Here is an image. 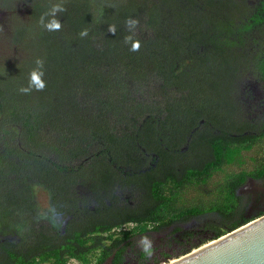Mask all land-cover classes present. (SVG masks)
Here are the masks:
<instances>
[{
    "label": "trees",
    "instance_id": "16d2710c",
    "mask_svg": "<svg viewBox=\"0 0 264 264\" xmlns=\"http://www.w3.org/2000/svg\"><path fill=\"white\" fill-rule=\"evenodd\" d=\"M56 4L65 9L55 15L61 28L49 30L53 17L45 14ZM197 6L189 0H0L11 31L0 54V230L29 229L47 213L39 207L37 188L60 207L71 185L92 179L95 166H130L138 173L157 164L155 154L169 165L202 118L216 126L211 169L241 165L244 151L264 144V119L243 116L238 104L245 103L246 75L264 82V0H205ZM129 18L139 21L134 32L141 47L135 52L124 40ZM84 30L88 35L81 37ZM38 58L46 87L23 93ZM255 161L253 169L229 174L221 185L224 196L209 204L179 203L181 188L206 180L197 169L178 165L148 177L153 201L142 212L146 218L128 210L115 223L132 220L138 223L134 229L118 235L108 218L80 225L74 218L64 234H44L20 248L1 243L0 264H92L95 257V264H103L114 252L112 264H122L121 243L147 230L150 221L161 223L172 213L169 222L205 212L218 216L205 225L209 237L193 236L198 242L191 247H197L250 220L239 218L243 206L235 190L248 176L264 174V154ZM161 182L174 183L177 192L166 194Z\"/></svg>",
    "mask_w": 264,
    "mask_h": 264
},
{
    "label": "flooded vegetation",
    "instance_id": "af4514ba",
    "mask_svg": "<svg viewBox=\"0 0 264 264\" xmlns=\"http://www.w3.org/2000/svg\"><path fill=\"white\" fill-rule=\"evenodd\" d=\"M259 1L261 0H251L254 3ZM204 2L205 0H189L190 4L196 6H203ZM241 97L245 102L238 103L242 107L241 114L254 122L263 120L264 82L255 78L251 73L246 75L241 83ZM240 118H237L239 120L237 125H240ZM215 128L216 126L211 121H207L206 118L200 119L197 126L192 130L196 132L195 136L189 137L178 151L170 155L169 165L163 162V158L161 160L159 154H155L157 164L150 163L149 166H143L142 169H137L138 173H131L135 171L130 166L113 165L106 170L95 166L91 173V180H79L74 186L71 185L66 194L68 197L63 200L64 202L60 207L52 205L50 200L48 208H46L47 213L34 218L35 220L31 221V228L21 231L1 229L0 244L9 242L16 248H20L28 240L30 244L38 242L41 235L44 236V234L48 238L58 233L64 234L67 224L74 218L76 219L72 223L75 225H80L95 219V217L108 218L110 223L114 225L111 231L118 235L132 230L137 226V222L129 220V222L121 225L115 223L119 218L124 219L129 213L128 210H138L142 216L141 219H145L146 216L142 212L146 211L147 206L153 201L151 198L152 190L149 189L146 179L153 175L161 177L165 172H174L178 165L188 168V170L197 169L200 172L198 177L206 179L205 181L191 182L181 188L179 190L180 205L209 204L222 199L225 191L221 190V185L225 182L226 177L229 174L240 172L241 169L225 174L224 179L214 187L208 186L226 168L236 165L233 163L224 165L221 169H211L207 164L212 153L210 133L215 131ZM146 155L150 157L149 154ZM144 160L147 158L144 157ZM208 171H212L210 176H208ZM161 184L166 185L164 188L166 194L177 192L174 183L161 182ZM190 191H193L194 194L190 195ZM235 195L237 202L243 206V212L239 218L242 220L251 219L263 214L264 174L256 177L248 176L242 184L236 187ZM68 208L73 210L72 213L66 212ZM213 213L217 212L213 211ZM210 214V212H205L193 215L188 219L175 218L174 221L169 222L168 220L175 215L172 213L166 215L161 223L150 221L147 230L137 232L121 243L120 247L124 248L122 264H163L169 262L171 260L168 258L169 254L178 247L191 245L192 241L195 240L193 236L202 235L204 230L207 231L205 233H208L205 226L207 220L215 219L210 218ZM189 220H191L190 224L187 223ZM35 223L38 227H34ZM20 232L27 233L26 239L22 238ZM114 256L115 252L112 254L113 258Z\"/></svg>",
    "mask_w": 264,
    "mask_h": 264
},
{
    "label": "water",
    "instance_id": "95a60500",
    "mask_svg": "<svg viewBox=\"0 0 264 264\" xmlns=\"http://www.w3.org/2000/svg\"><path fill=\"white\" fill-rule=\"evenodd\" d=\"M163 264H264V213Z\"/></svg>",
    "mask_w": 264,
    "mask_h": 264
},
{
    "label": "rangeland",
    "instance_id": "374dc122",
    "mask_svg": "<svg viewBox=\"0 0 264 264\" xmlns=\"http://www.w3.org/2000/svg\"><path fill=\"white\" fill-rule=\"evenodd\" d=\"M17 6L22 8V5L20 3H17ZM20 17H22L23 20H30V17L28 15L27 12H22ZM8 18H9V14L7 12H5V10L3 8L0 9V54L4 55L6 50H3V43L7 40L8 37H10L11 31L8 30L9 28V24L7 25L6 23L8 22ZM8 47V44H5ZM261 154H264V144L263 143H259L255 146V148L249 150V151H244L243 152V164H236L233 165L232 167H228L225 169L224 172H221L219 175H217L214 178V182L211 181V183L208 185L209 187H214L218 182H221L224 179L225 174L234 171V170H238V169H247V170H251L254 168V165L256 164L255 158L259 157ZM261 183V182H260ZM37 200L39 202V207L41 209H45V212H47L48 205H49V199H48V194L46 191L42 190L41 188H37ZM190 195H193L194 192L190 191L189 193ZM256 216V215H255ZM259 216V215H258ZM216 215H211L210 218H216ZM208 221V220H207ZM188 224L191 223V220H189L187 222ZM209 233H203L202 235H200L202 238L203 237H209ZM199 236V237H200ZM196 243L198 242V239H195L192 241V243ZM192 245H186V246H180L178 247L173 253L169 254L168 258L171 259L170 261H172L173 259L189 252L190 250H192L195 247H191ZM185 249H188L187 252L184 251ZM96 261V257L93 258L92 264H95ZM113 263V257L110 256L103 264H112ZM69 264H80L76 259H72L70 261Z\"/></svg>",
    "mask_w": 264,
    "mask_h": 264
},
{
    "label": "clouds",
    "instance_id": "9594fccd",
    "mask_svg": "<svg viewBox=\"0 0 264 264\" xmlns=\"http://www.w3.org/2000/svg\"><path fill=\"white\" fill-rule=\"evenodd\" d=\"M65 11L64 7L61 6L60 4H56L52 7L50 10V13H46L45 15H51L53 19L49 23H47L46 27L49 30H59L61 28V23L59 20L55 18L56 13L58 12H63ZM40 23L44 25V17L41 18ZM139 25V21L136 19H131L129 18L128 20L125 21V26L129 31V35L124 37L125 43L130 44V51H139L141 47V42L139 39L135 38V32L134 29ZM108 31L115 35L116 33V26L115 25H110L108 28ZM88 32L87 30H84L80 33L81 37L87 36ZM36 67L33 68L29 74V81H28V86L27 87H22L20 89L21 92L23 93H29L32 90L36 91H42L46 87V81L43 79L45 76V71H44V62L41 59L36 60Z\"/></svg>",
    "mask_w": 264,
    "mask_h": 264
},
{
    "label": "bare ground",
    "instance_id": "6f19581e",
    "mask_svg": "<svg viewBox=\"0 0 264 264\" xmlns=\"http://www.w3.org/2000/svg\"><path fill=\"white\" fill-rule=\"evenodd\" d=\"M172 261H174V259Z\"/></svg>",
    "mask_w": 264,
    "mask_h": 264
}]
</instances>
